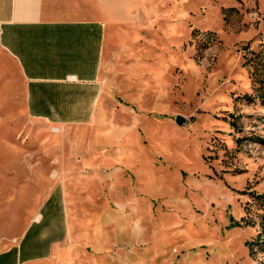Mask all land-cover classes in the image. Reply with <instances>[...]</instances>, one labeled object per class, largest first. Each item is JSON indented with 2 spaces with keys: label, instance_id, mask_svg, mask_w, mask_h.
Instances as JSON below:
<instances>
[{
  "label": "rangeland",
  "instance_id": "1",
  "mask_svg": "<svg viewBox=\"0 0 264 264\" xmlns=\"http://www.w3.org/2000/svg\"><path fill=\"white\" fill-rule=\"evenodd\" d=\"M149 2L152 25L127 53H107L104 123L56 142L61 130L20 109L9 126L20 155L0 136V248L45 203L52 174L15 172L10 161L38 151L43 163L57 145L106 176L105 209L119 220L105 230H119L122 246L106 248L102 264H264V105L245 98L257 87L248 60L264 48V0Z\"/></svg>",
  "mask_w": 264,
  "mask_h": 264
},
{
  "label": "crops",
  "instance_id": "2",
  "mask_svg": "<svg viewBox=\"0 0 264 264\" xmlns=\"http://www.w3.org/2000/svg\"><path fill=\"white\" fill-rule=\"evenodd\" d=\"M153 12L149 0H0L4 150L20 155L24 149L10 143L9 126L18 124L20 109L31 120L61 130L53 133L56 142L70 128L104 123L98 113L104 108L107 53H127L137 30L152 25ZM43 153V163L35 158L38 151L27 158L23 154L17 164L10 161L15 172L33 171L41 178L52 174L43 183L49 185V197L19 239L0 248V264H102L106 248L122 246L119 230L113 236L105 230L106 222L119 220L105 209V174L94 164L77 161L85 154L59 152L57 145ZM107 157L115 162V154ZM69 181L79 191L71 192ZM84 182L87 194L81 192Z\"/></svg>",
  "mask_w": 264,
  "mask_h": 264
},
{
  "label": "trees",
  "instance_id": "3",
  "mask_svg": "<svg viewBox=\"0 0 264 264\" xmlns=\"http://www.w3.org/2000/svg\"><path fill=\"white\" fill-rule=\"evenodd\" d=\"M248 61L251 62V65H253V84H256L257 87L253 88V93L255 96H245V98L247 100H253L254 98H257L259 102L264 105V48L258 53H254ZM262 222V228L264 230V217L262 218ZM235 226L236 225H233L230 228Z\"/></svg>",
  "mask_w": 264,
  "mask_h": 264
},
{
  "label": "water",
  "instance_id": "4",
  "mask_svg": "<svg viewBox=\"0 0 264 264\" xmlns=\"http://www.w3.org/2000/svg\"><path fill=\"white\" fill-rule=\"evenodd\" d=\"M175 122L177 124H182L184 122V119L181 116H177L176 119H175Z\"/></svg>",
  "mask_w": 264,
  "mask_h": 264
},
{
  "label": "built area",
  "instance_id": "5",
  "mask_svg": "<svg viewBox=\"0 0 264 264\" xmlns=\"http://www.w3.org/2000/svg\"><path fill=\"white\" fill-rule=\"evenodd\" d=\"M57 131V130H56Z\"/></svg>",
  "mask_w": 264,
  "mask_h": 264
}]
</instances>
